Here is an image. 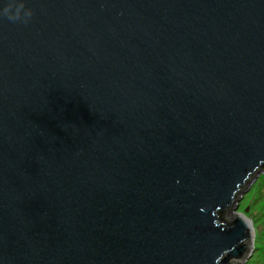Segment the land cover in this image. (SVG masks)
<instances>
[{"label":"water","instance_id":"water-1","mask_svg":"<svg viewBox=\"0 0 264 264\" xmlns=\"http://www.w3.org/2000/svg\"><path fill=\"white\" fill-rule=\"evenodd\" d=\"M263 173L264 0H0V264H241Z\"/></svg>","mask_w":264,"mask_h":264},{"label":"rangeland","instance_id":"rangeland-1","mask_svg":"<svg viewBox=\"0 0 264 264\" xmlns=\"http://www.w3.org/2000/svg\"><path fill=\"white\" fill-rule=\"evenodd\" d=\"M233 213L244 216L253 232L250 255L241 264H264V173L241 195Z\"/></svg>","mask_w":264,"mask_h":264}]
</instances>
